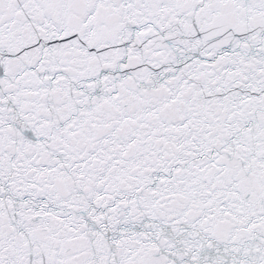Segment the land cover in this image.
Listing matches in <instances>:
<instances>
[{
    "label": "snow or ice",
    "instance_id": "6c2138e0",
    "mask_svg": "<svg viewBox=\"0 0 264 264\" xmlns=\"http://www.w3.org/2000/svg\"><path fill=\"white\" fill-rule=\"evenodd\" d=\"M0 264H264V0H0Z\"/></svg>",
    "mask_w": 264,
    "mask_h": 264
}]
</instances>
